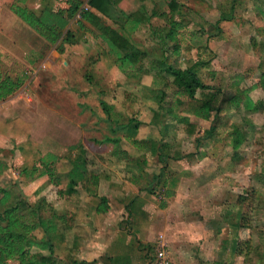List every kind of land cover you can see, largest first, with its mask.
Returning <instances> with one entry per match:
<instances>
[{"label":"rangeland","instance_id":"rangeland-1","mask_svg":"<svg viewBox=\"0 0 264 264\" xmlns=\"http://www.w3.org/2000/svg\"><path fill=\"white\" fill-rule=\"evenodd\" d=\"M175 1L178 9L172 17L180 26L177 30V52L172 51V42H161L158 39L161 31L166 29L163 20L150 17L147 25L139 27L128 39L135 51L142 55L135 66L138 72L133 71V76L126 77L118 71L98 40L91 41L89 45L86 40L87 44L82 49L61 55L59 60L63 63L59 61L55 64L57 69L32 72V66L27 68L28 65L23 64L26 82L28 79L29 81L27 86L21 87L20 97L29 99V103L23 102L27 105V120L30 118L32 121V134L25 136L18 130L16 132L19 143L23 140L26 142L28 153L24 158L27 164L41 155L50 154L58 157L60 171H64L68 164L65 159L72 154L69 148L80 145L87 158V170L105 175L107 181L105 185L101 181L100 190H110L108 195L114 194L116 197L119 193L126 192L123 184L126 177L137 174L136 169L129 171L123 167L126 159L124 156L122 158L121 153L131 158L141 156L139 149L130 140H152L156 145H166L163 148L167 147L168 150L162 149V156L165 157L170 154L169 147L176 143L178 137L184 152L191 151V144H195V139L188 134H194L195 126L191 127L189 122L197 125L200 119L196 120L191 115L193 103L184 96L174 95L175 89L170 80L150 69L155 60L164 59L165 63L177 69L193 68L197 78L208 86L207 90L197 91L199 99L216 95L212 104L219 107V110L210 113L207 121L200 120L201 126H197L196 133L198 135L201 131L212 128L213 134L204 139V136L196 138L197 145L209 150L212 146H225L224 143L228 145L236 132H244L243 145L246 150L239 153L246 154L249 158L248 147L253 144L259 151L258 155L256 153L258 162L262 161L257 175L264 177V152L261 151L264 149V92L258 86L259 75L264 73V0ZM167 2L168 0H136L137 6H143L148 17L150 11L158 15L168 13ZM119 19L121 23L123 17ZM119 23H112L110 28L120 32ZM31 58L33 61L38 59ZM40 62L37 61V64ZM37 68L40 69L41 66ZM235 84L241 90L249 89L250 99L261 105V109L249 112L241 105L236 108L225 102L224 99L234 93ZM100 101L111 112L134 118L139 122V128L136 131L114 130V125L106 122ZM16 111L20 112L19 108ZM182 118L188 119V123L178 122ZM105 137L117 138L119 142L116 145L101 143ZM113 152L116 153L113 155ZM224 154L228 157L231 150L226 148ZM231 159L226 158L224 167L227 173L232 171V162L229 163ZM154 170L153 164L147 162L144 169L146 174L149 176ZM146 180L149 181L148 178L144 181ZM256 187L260 197L256 204L258 211L256 215L246 216L245 225H254L256 229L253 232V243L257 245V251L260 248V252H264V248L261 249L264 246V183L258 182ZM63 191V196L59 198L54 188H50L44 198L51 208L66 213L69 227L76 226V187L75 192H69L67 186H64ZM155 192L156 194L148 195L149 201L144 202L151 211L153 205L154 209L159 208L157 205L164 202L158 189ZM145 218L148 220L147 225H150L152 213L147 217L145 215ZM157 221L158 224L150 225L153 241L157 233L167 236L165 227L161 225V218L158 217ZM246 231L247 238H250L252 233ZM64 232L65 237L61 233V238L67 239L65 246H57L58 241H54V254L59 264H69V260L76 259V232ZM37 234L41 236L40 231ZM185 250L187 257L193 259L200 252L194 244L185 245ZM170 255L171 252L168 258L172 260ZM257 256L256 264H264V260L260 261V256ZM242 259L241 264H255L252 253L250 257ZM151 263L153 264L152 258Z\"/></svg>","mask_w":264,"mask_h":264},{"label":"crops","instance_id":"crops-1","mask_svg":"<svg viewBox=\"0 0 264 264\" xmlns=\"http://www.w3.org/2000/svg\"><path fill=\"white\" fill-rule=\"evenodd\" d=\"M109 1L111 10L108 9L109 15L105 17L88 5L89 0H0V63L8 72H16L17 66H20L24 74L22 87L27 86L29 81L28 79L26 82L23 64L28 65L27 68L32 66L34 69L32 72L39 70L43 72L49 68H56L54 65L60 61L61 55L44 37L14 13L15 8H22L39 16L49 11L65 12L69 7L78 5L62 34L66 31L76 33L80 27L85 33L82 41L77 46L68 48L63 55L82 49L87 42L89 45L91 41H100L97 30L80 18L83 12H91L103 25L109 27L119 23L120 13L129 16L127 21H122L118 26L128 39L139 27L147 25L152 17L153 11H150L149 17L146 16L144 7L140 3L138 7L136 0ZM83 6L86 7L85 10H82ZM31 57L38 59L33 61ZM37 61H41L39 65ZM39 66L40 69L37 68ZM21 87L0 100V191L10 197H24L33 205L52 187L46 176L26 180L20 175L21 169L29 167L33 162L26 163L24 158L28 153L26 142L23 140L19 143L16 132L18 130L25 136L32 134V121L30 118L27 120V105L23 102L29 103V99H21ZM17 108L20 112L16 111ZM189 123L191 127L195 126L194 134H188L195 139V144L194 142L191 144L192 150L184 152L182 143H179L176 137V143L169 147L170 154L165 156L167 171H164L163 178L167 177V184L172 179L174 189L168 198H163L164 202H161L163 206L160 203L157 205L159 208L154 209L153 205L151 211L144 203L149 201L148 195H152L143 190L146 182L144 180L145 178L149 180L152 174H158V169L162 166L157 163L153 152H150L151 157L147 159L155 168L153 173L146 177L145 171L140 174L137 172V178L132 183L128 180L129 176L126 177V182H123L126 192L119 193L116 197L114 194L108 195L110 190L106 192L100 190L101 181L102 185H105L107 180L105 175L98 173H94L98 176L96 198H90L76 188V226H68L62 231L64 237V231L67 234L69 231L76 232V260L95 264H152L153 245L156 246L158 237L165 245L168 256L171 252L173 259H169L170 264H238V262L241 264L242 258L250 257L251 253L254 254L255 264L258 263L257 254L260 261L264 260V252H260L259 247L257 251V245L253 243V232L256 228L250 225L251 223L243 228L252 233L249 238L250 252L244 251L245 256L243 252L237 254L235 250L239 238L240 216L256 215L258 211L256 204L260 197L256 183H264V177L257 175L262 164V161L258 162L259 151L250 144L249 158L246 154L239 153L246 150L243 145L245 133L240 131L236 132L237 143L233 150L225 143V146L216 145L210 150L203 149L197 145L196 138L204 136V139L208 130L196 135L197 126H201L200 120L197 125ZM262 144L264 148V140ZM165 148L163 150H168ZM226 148L231 150L228 157L224 154ZM261 151L264 152V149ZM229 157L232 158L229 162H232V171L227 173L224 165L226 158ZM56 167L60 171L59 162ZM100 199H103L104 203L100 202ZM151 213V224H158L157 218L160 217L161 225L167 231V236L164 233H157L154 241L150 234L151 224L147 225L148 220H145V215L147 217ZM37 232L39 231L34 232V236L39 238ZM65 240L67 239L58 238L57 246L67 244ZM187 244H194L200 251L196 258L187 257V251H184ZM148 246L150 250L145 249ZM67 247L71 249L70 246ZM263 248L264 246L261 247L262 250Z\"/></svg>","mask_w":264,"mask_h":264},{"label":"trees","instance_id":"trees-1","mask_svg":"<svg viewBox=\"0 0 264 264\" xmlns=\"http://www.w3.org/2000/svg\"><path fill=\"white\" fill-rule=\"evenodd\" d=\"M88 5L105 17L109 15L108 9L111 8L109 0H89ZM167 8L168 13L159 15L152 13L151 16L163 20L166 29L161 31V36H158V39L161 42H172V51L176 53L177 30L180 26L175 23L172 15L177 11L178 5L175 0H168ZM77 9L78 5H75L69 7L65 12L49 11L44 15L35 16L22 8H15L14 13L40 36L44 37L58 54L63 55L68 48L77 46L82 41V36L85 33L80 27L76 33L66 31L62 34V30ZM120 14L123 17V21L129 19V16ZM45 15H48V17H45ZM80 18L97 30L99 42L103 45L107 55L112 58L120 73L129 77L133 76L131 74L133 71L138 72L135 66L142 55L129 44L128 38L121 34L123 32H117L109 26L103 25L94 14L88 11L81 13ZM152 68H150L152 71L155 70L157 74L163 75L170 80L171 85L175 89L174 95L184 96L186 100L193 103L191 115L194 118L207 121L210 118V113H216L219 110V107L212 104V100L215 99L216 95H211L207 99L198 98L197 91L207 90L208 86L197 78L193 68L177 69L165 63L164 59L155 60ZM23 75L19 65L16 72H8L5 66L0 63V100H3L21 87ZM235 85L234 93L226 97L224 99L225 102L236 108L241 105L244 110L249 112H256L261 109V105L254 103L249 98V89L241 90L237 87V84ZM258 86L264 92V73L259 75ZM99 104L105 115L106 122L114 125V130L136 131L139 128L140 124L134 118L127 116V114L111 112L110 108L102 101ZM178 122L187 124L188 119H178ZM212 134V128H209L205 136ZM130 141L134 147L139 149L141 156L131 158L125 157V153H121L122 158L124 156L126 159L123 167L129 171L136 169L138 174L143 173L147 165V159L151 157L150 152H153L156 155L157 163L162 164V166L159 167L158 174H152L149 181L146 180L143 190L153 194L155 189H158L162 198H168L174 189V182L171 179L167 184V177L163 178L164 171H167L165 157L162 156V149H164L165 145H156L152 140ZM118 142L117 138L109 137H105L101 141V143H112L114 145L118 144ZM236 143L237 138L234 137L227 144L233 150ZM69 152L72 154L68 155L66 159L64 158L68 163L64 172L58 171L56 167L57 163H60L58 157L48 154L36 158L29 167L21 169L20 175L26 180L46 176L59 198L63 196L64 186L65 188L66 186L69 187V192H75L76 187L90 198H96L95 191L98 176L87 170V158L85 157L84 149L76 144L69 148ZM115 153L113 152V155ZM146 176L148 177V175ZM136 178L137 174H133L128 177V180L132 183ZM0 194V264H59L54 254V241H58V238L61 239L62 231L68 228L66 213L58 212L51 208L47 205L44 197L37 199L31 205L24 197H10L5 195L3 191H0ZM100 202L104 203L103 199H100ZM161 206H163V203H161ZM239 220V238L235 250L238 252L237 254H241V252L244 254V251L248 252L250 250L249 237L247 238V231L243 229L247 223V217L241 215ZM35 231H40L41 237H35ZM145 249L150 250L151 248L148 246ZM244 255L246 256V254ZM68 262L69 264H95L94 262L76 260L75 258Z\"/></svg>","mask_w":264,"mask_h":264},{"label":"built area","instance_id":"built-area-1","mask_svg":"<svg viewBox=\"0 0 264 264\" xmlns=\"http://www.w3.org/2000/svg\"><path fill=\"white\" fill-rule=\"evenodd\" d=\"M86 7H82V10H85ZM153 264H170L168 258V252L164 244L161 242V238L158 237L157 243L154 249L153 254Z\"/></svg>","mask_w":264,"mask_h":264}]
</instances>
